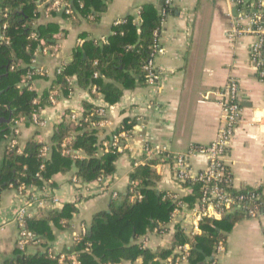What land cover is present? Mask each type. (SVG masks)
Masks as SVG:
<instances>
[{
	"label": "crops",
	"instance_id": "0c3cea01",
	"mask_svg": "<svg viewBox=\"0 0 264 264\" xmlns=\"http://www.w3.org/2000/svg\"><path fill=\"white\" fill-rule=\"evenodd\" d=\"M161 1L104 0L107 7L98 18L78 12L64 16L68 5L65 0H54L50 8H40L41 16L35 25L45 27L54 24L59 27L51 44H47L46 39L41 40L42 47L33 59V66L42 70L38 71L41 78L29 83L30 89L38 94L37 100L48 92V104L40 112L46 124H27L20 118L18 153L24 151L30 140L51 146L55 126L71 121L70 114L84 110V103H90L95 108L107 106L105 125L99 127L101 137L113 136L126 121L131 124V135L121 142L123 153L116 163V172L104 184L92 181L78 188L72 181L71 173H58L50 180L51 185L29 186L23 192L11 188L2 191L0 263L11 258L19 248L20 226L12 213L15 207L28 204L33 216H36L46 209H60L66 203L76 202L79 211L69 227L64 230L54 228L55 240L49 242L63 253L73 245L75 237L81 234L84 227L90 232L96 213L109 211L112 202L119 203L129 195L131 174L145 164V145H158L166 148L169 154L176 155L187 153L193 145L213 142L222 120L221 94L230 77H236L240 84L242 120L226 162L232 171L235 187L259 190L264 200V79L260 78L250 58L254 36L236 38L232 34L241 15L235 0H175L176 12L164 24L161 38L163 51L156 57V65L162 72L157 88L147 85L126 89L120 101L113 105L106 102L96 83L90 88H80L77 77L68 78L70 86L74 87L68 96L63 95L60 88L53 90L58 70L73 60L78 45L90 40L102 42V38L112 33L117 21L135 15L140 8L155 7L160 11ZM249 1L264 8V0ZM53 10L58 11L56 16L51 14ZM97 62L94 61L95 66ZM95 73L99 76L95 77ZM95 73V80L104 78L99 71ZM53 94L55 104L50 102ZM6 145L7 141H3L0 146V165ZM134 161L139 165L135 166ZM191 164L202 169L207 166V159L202 154H195L191 157ZM158 171L161 176L158 187L161 190L179 194L185 199L191 196L189 188H181L172 181L167 162L162 163ZM45 189L51 190L53 196H45ZM53 197H58L61 202L55 205ZM38 200L44 201L42 206ZM176 234L172 232L162 237L148 230L138 243L157 253L168 248L171 240L176 239ZM148 236V243L145 244ZM226 244L223 264H264V215L241 219L228 233ZM44 248L43 242H39L28 244L24 251L35 254L43 252ZM117 263L146 262L140 257L135 261Z\"/></svg>",
	"mask_w": 264,
	"mask_h": 264
},
{
	"label": "trees",
	"instance_id": "16d2710c",
	"mask_svg": "<svg viewBox=\"0 0 264 264\" xmlns=\"http://www.w3.org/2000/svg\"><path fill=\"white\" fill-rule=\"evenodd\" d=\"M65 2L71 6L74 14H92L96 18L107 7L104 0ZM53 4L54 0H0V27L3 29V25L7 24L0 38V118H11L10 123H0V146L3 141H7L0 165V194L9 188L19 191L22 185H51L50 180L58 173H71L86 184L99 177L109 179L115 174L116 163L123 153L112 148L108 152L100 151L105 140L111 145L113 136L101 137L100 129L93 126L94 122L103 118L90 103H84V112L78 121L62 122L55 126L49 158L41 156L45 145L36 140H30L24 151L18 153V147H12L6 138L13 134L15 120L24 118L30 124L33 113H40L48 104V92L37 100L38 94L30 89L29 83L41 78L33 66V59L42 47L41 40L46 39L47 44H51L54 33L59 29L54 24L45 27L35 25L41 16L40 8L47 9ZM163 11L155 7L142 8V22H136V16L129 15L124 22L113 25L106 42L90 40L78 45L73 60L58 70L53 90L60 88L62 94L68 96L74 90L68 78L77 77L80 88H90L96 83L106 102L113 105L120 101L124 90L147 86L145 66L152 57L156 33L160 34L165 21L175 14L176 9L169 8L166 14ZM51 14L56 16L58 11L53 10ZM96 60L98 64L95 66ZM96 71L104 78L95 80L93 76ZM130 127L131 124L126 121L115 134H120L122 130L130 132ZM64 148L71 149L72 153L65 154ZM162 157L166 159V154H162ZM161 159H151L131 174L132 181L138 182L137 189L143 195L142 200L130 201L129 194L119 203L112 202L109 211L96 213L91 221L90 232L87 228L85 234H79L73 245L64 250L67 256L64 264H71L72 256H76L80 264H106L135 261L140 257L149 263L168 254L166 250L152 253L138 243V239L148 230L169 221L174 209L173 193L158 187L161 180L158 168L168 160ZM192 187L193 194L186 199L193 203L200 196L201 188L197 183ZM250 190L244 189L246 192ZM78 211V204L69 202L60 209H46L44 213L27 218L25 228L35 235L30 244L43 242L45 247L51 246L49 242L55 240L54 228H68ZM244 217L246 214L243 211L235 210L221 219L206 218L202 223L203 232L196 238L192 263L204 264L213 254L217 241L226 239ZM184 240L185 237L178 231L176 241L180 243ZM0 264L59 262L44 251L29 254L16 248L13 256Z\"/></svg>",
	"mask_w": 264,
	"mask_h": 264
},
{
	"label": "built area",
	"instance_id": "2783aa9c",
	"mask_svg": "<svg viewBox=\"0 0 264 264\" xmlns=\"http://www.w3.org/2000/svg\"><path fill=\"white\" fill-rule=\"evenodd\" d=\"M236 5L240 8L241 15L234 27L232 34L238 38L241 36L252 35L254 36V42L250 46V58L258 70V74L261 79H264V10L262 7L251 3L249 0H235ZM67 6V5H66ZM166 7V8H165ZM175 7V0H163L161 10L166 14L169 8ZM165 8V9H164ZM255 9L254 11H251ZM142 9H138L135 12L136 22H142L141 16ZM66 13L72 14L73 9L71 6H67ZM248 13V15H247ZM124 20H119L117 23H122ZM166 22V21H165ZM7 28V24L3 25V30ZM162 33L157 32V41L153 46V53L151 59L145 66L147 71V84L157 88L162 79V72L156 65V57L163 51L162 47ZM35 36V34L33 35ZM107 38H102V42H106ZM39 72L42 70L38 69ZM99 73H95V77H98ZM240 84L236 77H230L224 91L221 94L222 100V120L217 138L207 145H193L187 153L184 154H169L166 148L160 146L145 145V156L143 160L145 162L154 158H163L162 154H166V162L170 166V172L172 181L181 188H189L190 195L193 194V184H199L201 188L200 196L192 203L185 199L184 196L173 193L171 194L172 203L174 209L169 222L159 223L156 225L152 234L157 236L171 235L172 232L181 231L185 237L183 242L178 243L176 239L171 240L170 246L164 250L168 251V254L164 257H157L154 262L145 264H193V249L196 244L197 236L203 232L202 223L206 218L221 219L225 214L233 212L235 210L243 211L246 216L251 218H260L264 215V200L259 190L251 189L246 192L244 189H237L234 185L233 174L226 162V157L229 154L232 141L235 138L237 129L242 120V105L240 100ZM52 104L56 103L55 94L50 97ZM84 110L81 112H72L70 114L71 121H78L82 117ZM96 113L101 116L99 122H94L93 126L100 127L105 125L107 117V106H100L97 108ZM24 120V118H21ZM15 120L13 126V134L6 136L9 139V143L12 147L17 146V136L20 133L18 123ZM31 123L39 126H44L46 121L41 117V114L34 112ZM131 135V131L122 130L120 134H115L112 137L111 145L108 141L104 142L100 148L101 152H108L111 148L122 151L120 140L128 139ZM51 151L50 145H45L42 149L41 156L43 158H49ZM74 152V155L77 153ZM65 154H71L72 150L64 148ZM195 154H202L207 159V166L202 169H197L191 164V157ZM134 165L138 166L139 163L134 161ZM43 168V166H42ZM110 179V178H109ZM72 181L78 188L85 186L76 176L72 177ZM97 182L104 184L108 181L107 178L99 177ZM186 186V184H188ZM138 182L132 181L129 190V200L136 201L142 200L143 195L137 189ZM29 186L22 185L19 191H25ZM51 191V190H50ZM49 190L45 189V196L50 197L52 194ZM53 196V195H51ZM52 201L55 205H58L61 200L58 197H53ZM40 206L43 205V200H38ZM13 218L20 226L18 247L22 250L30 244L34 239V233L28 231L25 228V220L33 216V212L28 204L20 205L14 208ZM87 232L86 227L82 229V234ZM78 236L75 237V239ZM149 237H146V243H148ZM44 252H47L48 256L59 264H64L67 256L64 253L57 251L55 246L51 245L45 247ZM227 251L226 239L222 238L217 241L214 246L213 254L208 257L204 264H223V257ZM71 264H80L76 256L71 257ZM106 264H121V263H106Z\"/></svg>",
	"mask_w": 264,
	"mask_h": 264
},
{
	"label": "water",
	"instance_id": "95a60500",
	"mask_svg": "<svg viewBox=\"0 0 264 264\" xmlns=\"http://www.w3.org/2000/svg\"><path fill=\"white\" fill-rule=\"evenodd\" d=\"M162 5H163V0L160 3L159 9L162 8ZM2 122L10 123L11 122V118H8V119H6V118H0V123H2Z\"/></svg>",
	"mask_w": 264,
	"mask_h": 264
}]
</instances>
